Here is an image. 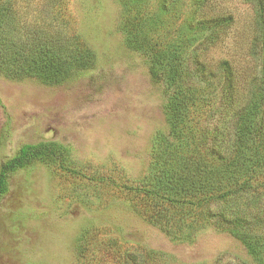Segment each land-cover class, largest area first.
Listing matches in <instances>:
<instances>
[{
    "label": "rangeland",
    "instance_id": "1",
    "mask_svg": "<svg viewBox=\"0 0 264 264\" xmlns=\"http://www.w3.org/2000/svg\"><path fill=\"white\" fill-rule=\"evenodd\" d=\"M3 1L5 13L10 5L17 9L22 35L49 31L71 44L79 38L97 59L60 85L0 74V158L27 142L68 150L63 164L42 159L12 176L0 204V264H94L110 234L136 245L140 264H255L236 237L212 224L191 237L161 230L152 223L174 217L170 203L149 201L163 215L144 213L138 205L146 201L134 190L148 172L153 136L165 125L164 93L144 56L127 44L124 25L144 35L160 18L162 38L178 39L191 61L203 36L190 23V0H59L56 21L49 0ZM206 12L231 13L234 24L210 51L200 49V58L230 59L241 77L251 78L257 68L250 56L253 6L208 0Z\"/></svg>",
    "mask_w": 264,
    "mask_h": 264
},
{
    "label": "trees",
    "instance_id": "2",
    "mask_svg": "<svg viewBox=\"0 0 264 264\" xmlns=\"http://www.w3.org/2000/svg\"><path fill=\"white\" fill-rule=\"evenodd\" d=\"M246 1L254 9L250 56L257 68L251 78L241 77L230 59L200 58L198 51H210L234 24L231 13L207 14L208 0H190V23L203 36L191 61L178 39L162 38L160 18L148 28L150 35L161 36L158 40L148 32L143 35L144 30L133 33L125 22L127 44L144 56L151 80L164 93L165 125L153 136L148 172L134 190L146 201L138 205L140 211L163 215L164 210L149 202L159 199L170 203L167 211L178 214L152 223L161 230L191 237L199 227L212 224L236 237L255 264H264V0ZM3 2L0 74L60 85L95 67V50L79 38H70L71 44L49 31L28 29L22 35L17 9L10 5L12 11L5 13ZM49 2L56 21L59 0ZM67 152L50 141L27 142L12 157L0 158V204L13 175L42 159L63 164ZM190 213L205 219L198 224ZM129 242L125 236L106 235L94 264H140L137 246Z\"/></svg>",
    "mask_w": 264,
    "mask_h": 264
}]
</instances>
